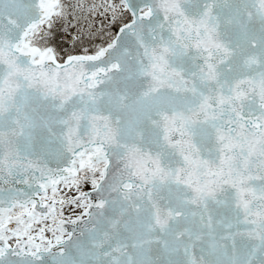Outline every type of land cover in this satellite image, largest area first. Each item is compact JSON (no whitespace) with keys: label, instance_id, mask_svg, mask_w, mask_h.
<instances>
[{"label":"snow or ice","instance_id":"obj_1","mask_svg":"<svg viewBox=\"0 0 264 264\" xmlns=\"http://www.w3.org/2000/svg\"><path fill=\"white\" fill-rule=\"evenodd\" d=\"M0 264H264V0H0Z\"/></svg>","mask_w":264,"mask_h":264}]
</instances>
